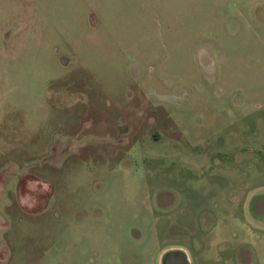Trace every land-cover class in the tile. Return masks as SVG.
I'll use <instances>...</instances> for the list:
<instances>
[{
  "label": "rangeland",
  "instance_id": "obj_1",
  "mask_svg": "<svg viewBox=\"0 0 264 264\" xmlns=\"http://www.w3.org/2000/svg\"><path fill=\"white\" fill-rule=\"evenodd\" d=\"M0 264H264V0H0Z\"/></svg>",
  "mask_w": 264,
  "mask_h": 264
}]
</instances>
